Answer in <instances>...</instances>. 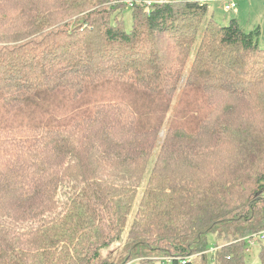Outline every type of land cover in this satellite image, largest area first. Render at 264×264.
Here are the masks:
<instances>
[{"label": "trees", "instance_id": "16d2710c", "mask_svg": "<svg viewBox=\"0 0 264 264\" xmlns=\"http://www.w3.org/2000/svg\"><path fill=\"white\" fill-rule=\"evenodd\" d=\"M260 37L194 0H0V264H264Z\"/></svg>", "mask_w": 264, "mask_h": 264}, {"label": "rangeland", "instance_id": "374dc122", "mask_svg": "<svg viewBox=\"0 0 264 264\" xmlns=\"http://www.w3.org/2000/svg\"><path fill=\"white\" fill-rule=\"evenodd\" d=\"M143 1L146 2V3H149V2H152V3L163 2L164 3V2H166V0H143ZM212 7L213 6L210 7V11H212V9H213ZM215 11L217 12L216 19L223 25H227L229 23V21L232 18H234V12L226 13L223 10V5L222 4H218L215 7ZM119 14L121 16L122 12L119 13ZM122 17L124 19V26H125L126 30L127 31H131V29H132L131 28L132 27V16H131V13L125 12L124 15H122ZM246 26H249V25H247V23H244V27H245V29L247 31H251L253 29L251 27V24H250L249 27H246ZM261 46L264 48V33L261 36ZM179 99H180L179 95H177L174 106H176V104L179 101ZM173 113L174 112L171 111L169 120L172 118ZM165 127L167 129V125ZM163 132L165 133V129H164ZM164 133L162 134V137H163ZM126 247H127V243H126L125 238H124V239H122V241H120L118 243H115L114 245L108 247V249L103 250L101 252L102 258H104V260H108L109 259L114 264H117L118 262H121V261H123L126 258L125 257L126 254H127ZM258 251H259V248H257V246L255 248L251 249V251L248 254V256H249L248 257V262H250V263H258V262H260ZM135 263H136V261H132V262H129L127 264H135Z\"/></svg>", "mask_w": 264, "mask_h": 264}, {"label": "crops", "instance_id": "0c3cea01", "mask_svg": "<svg viewBox=\"0 0 264 264\" xmlns=\"http://www.w3.org/2000/svg\"><path fill=\"white\" fill-rule=\"evenodd\" d=\"M200 1V0H194ZM221 4L220 2H210L209 7L213 6L212 11L217 14L215 7ZM225 18V17H224ZM234 18L244 27V23L253 28H261V36L264 33V0H242L238 3L237 12H234ZM247 21V22H246ZM260 22V23H259ZM246 26V27H249ZM261 38V37H260Z\"/></svg>", "mask_w": 264, "mask_h": 264}, {"label": "built area", "instance_id": "2783aa9c", "mask_svg": "<svg viewBox=\"0 0 264 264\" xmlns=\"http://www.w3.org/2000/svg\"><path fill=\"white\" fill-rule=\"evenodd\" d=\"M216 1L220 2L223 5V10L226 13H231V12H237L238 3L242 0H200V3L209 4L210 2H216ZM133 4L134 3L132 1L127 2L128 7H132ZM146 4L150 6L152 2H149ZM246 239L249 245V248L247 251L250 252L252 248H255L260 243H264V232L254 234L251 237L246 238Z\"/></svg>", "mask_w": 264, "mask_h": 264}]
</instances>
